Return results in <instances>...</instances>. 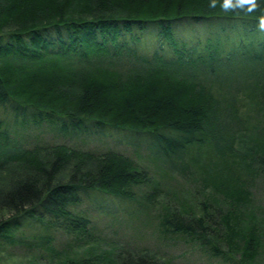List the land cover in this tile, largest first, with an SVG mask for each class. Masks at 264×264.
<instances>
[{
	"label": "trees",
	"instance_id": "16d2710c",
	"mask_svg": "<svg viewBox=\"0 0 264 264\" xmlns=\"http://www.w3.org/2000/svg\"><path fill=\"white\" fill-rule=\"evenodd\" d=\"M209 3L0 0V238L13 243L22 226L54 219L79 240L90 219L70 206L95 192L131 199L127 189L150 180L120 152L24 145L19 129L51 121L77 132L116 129L135 144L146 142L147 157L198 187L189 191L191 202L166 201L159 227L225 264L259 263L264 206H254L250 189L251 177L264 172V143H250L239 156L235 144L252 118L255 128L264 115V73L256 77L252 69L264 67V32L259 11L225 13ZM203 25L216 44L212 37L203 47L177 38ZM227 32L239 36L243 54L229 38L217 44ZM242 71L253 75L235 87L231 80ZM96 249L52 251L48 262L32 256L29 264H169L142 249Z\"/></svg>",
	"mask_w": 264,
	"mask_h": 264
},
{
	"label": "rangeland",
	"instance_id": "374dc122",
	"mask_svg": "<svg viewBox=\"0 0 264 264\" xmlns=\"http://www.w3.org/2000/svg\"><path fill=\"white\" fill-rule=\"evenodd\" d=\"M208 37H212V35L208 34L205 25L192 29H183L177 36L179 40L189 43L193 42L200 47L205 45ZM223 37L229 38V41H231L230 48L236 49L237 47L239 49L237 55L243 54L242 52L245 49L242 48L239 36L233 32L221 33L218 35L220 43H217L220 47L223 45ZM214 40H216V36L212 37L209 43L216 44ZM247 48L249 47L247 46ZM238 67L240 69L239 65ZM262 68H260V65H257V68L252 67L256 77L260 76L261 72L264 73L261 70ZM251 73L242 71L234 75V79L231 82H233L235 87L243 88L247 84L248 81L246 80L249 76L253 75ZM221 85L226 87V84L222 83ZM245 93L247 94L248 91ZM243 110H245V105L241 111ZM258 118L260 122L257 125L264 128V115L259 114ZM247 127V131L244 133V140L235 144L238 149L236 152L238 156L239 152L241 154L244 153L250 143H264V132L256 130L257 127L254 128L253 118ZM19 130L25 136L27 142L23 144L27 147L34 144L58 143L97 152L107 150L120 152L131 157L138 166L146 169V175L150 180H148L147 184L131 185L127 189L130 191L131 199L115 198L114 196L113 198H108L103 197L101 192H95L89 197H83L76 205L70 206L69 208L73 211L84 212L90 219V223L87 225V233L84 238L79 240L75 239L74 234L66 230L59 220L54 219H52L51 225L30 222L26 226H22L14 234L15 242L13 243L0 238V264H29L32 256L41 257L43 262H48L47 258L51 256L52 251H57L58 253L68 252L69 255L77 252L81 254L83 248L91 244L97 247L98 249L96 250L98 251L111 250L113 252L115 249L122 248V250L129 249L137 252L142 249L150 256L153 255L157 259L165 260L169 264H225L218 257L213 256L206 249L191 241L187 236L168 233L159 227L158 213L165 211L164 204L166 201H168V204L173 200L183 201L184 199L182 198L186 196L185 200L191 202L189 191L196 194L198 187H196V183L193 184L190 180H186L187 176L183 177L182 175L165 171L157 161L147 157L146 142H142L140 145L135 144L134 139L129 138V135L119 133L122 131L116 129L96 130L91 128L88 132H77L70 129L63 130L58 123L51 121H43L37 126L27 124L23 129ZM251 135L253 139L247 138ZM227 164L224 165V168L225 166L227 168L232 166L230 163ZM237 166V164H234L233 168ZM227 168L223 169V172H227ZM239 168L240 170L242 168L241 162ZM251 179L253 181L250 190L253 195L254 206L258 205L263 209L264 172L261 171L259 175L256 174ZM154 192L155 197L147 200L149 195ZM98 206H101L105 211L100 210ZM21 239L23 241L25 239L31 240L33 245L28 247L24 242L23 244L18 242ZM84 239L89 240V242H85ZM47 247L53 250L50 251ZM61 258L60 256L59 259ZM258 261V264H264V248L263 251L261 249Z\"/></svg>",
	"mask_w": 264,
	"mask_h": 264
},
{
	"label": "clouds",
	"instance_id": "9594fccd",
	"mask_svg": "<svg viewBox=\"0 0 264 264\" xmlns=\"http://www.w3.org/2000/svg\"><path fill=\"white\" fill-rule=\"evenodd\" d=\"M219 4L220 9L225 13L228 12H244L251 14L259 11V30L264 32V6L258 3V0H210L209 7L216 8Z\"/></svg>",
	"mask_w": 264,
	"mask_h": 264
}]
</instances>
